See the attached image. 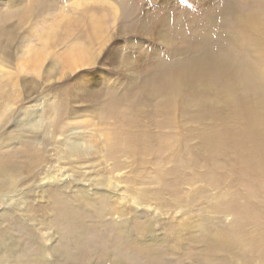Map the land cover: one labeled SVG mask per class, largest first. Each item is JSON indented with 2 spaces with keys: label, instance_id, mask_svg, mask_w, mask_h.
Returning a JSON list of instances; mask_svg holds the SVG:
<instances>
[{
  "label": "rangeland",
  "instance_id": "rangeland-1",
  "mask_svg": "<svg viewBox=\"0 0 264 264\" xmlns=\"http://www.w3.org/2000/svg\"><path fill=\"white\" fill-rule=\"evenodd\" d=\"M91 1L59 0L46 23L78 18ZM29 2L0 0V19ZM1 23L0 56L11 60L0 63V264H34L42 250L57 264H112L135 251L140 264H260L264 169L245 167L229 133L236 102L213 96L223 120L200 122L197 100L167 118L145 65L169 55L164 44L143 41L151 53L135 72L126 63H138L140 39L117 36L95 66L65 61L49 74L65 60L49 56L38 73L27 60L35 41L17 17Z\"/></svg>",
  "mask_w": 264,
  "mask_h": 264
},
{
  "label": "bare ground",
  "instance_id": "bare-ground-1",
  "mask_svg": "<svg viewBox=\"0 0 264 264\" xmlns=\"http://www.w3.org/2000/svg\"><path fill=\"white\" fill-rule=\"evenodd\" d=\"M58 1L34 0L5 13L0 19V30L4 28L5 31L7 23L3 25L1 22L17 17V27L24 28L27 31L25 37L35 41L27 58L33 63V71L39 73L40 66L50 60L49 56L52 59L54 56L65 58L63 62H52L47 69L49 74L51 70L59 74L63 70L59 67L65 61L66 66H74L78 60L95 66L97 60L105 59L111 49L109 46L118 41L114 40L117 36L140 39L132 44L138 50L135 53L138 57L131 58L138 59V63L134 66L129 61L126 63L127 70L136 71L145 60L148 61L151 53L143 41L164 44L169 55L145 64L151 67L147 71L153 74L151 81L155 93L164 97L165 106L160 108L161 112L171 118L180 105L197 100L201 109L200 122L202 119L223 120V116L214 110L213 96L236 102L234 118L239 126L229 133L234 137L245 167L248 170L264 169V0H217V5L210 4L209 7L205 5L211 0H201V8L194 10L189 7L188 0H141V6L138 5L140 0H115L116 4L111 3L110 7V2L105 0H90L91 5L83 6L78 18L72 14L73 18L60 17L55 22L46 23ZM79 2L75 3L79 5ZM117 22L120 25L117 26ZM16 40L17 37L8 32V45ZM74 40L79 44H73ZM0 58V63L4 64L11 60L8 51ZM215 142V137H207L205 146L215 150L216 144L215 147L212 145ZM222 154L223 151L218 149L210 160L214 161ZM137 253L113 258L111 262L140 264L136 256H131ZM40 257L34 264H57L52 257L46 256L44 250ZM257 258L260 264H264L263 254ZM239 261L254 264L244 256L235 259V263Z\"/></svg>",
  "mask_w": 264,
  "mask_h": 264
}]
</instances>
